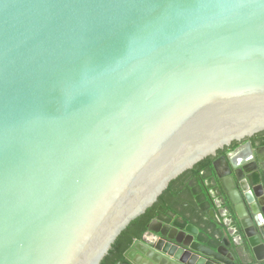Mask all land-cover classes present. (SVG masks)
I'll list each match as a JSON object with an SVG mask.
<instances>
[{
  "label": "water",
  "instance_id": "obj_1",
  "mask_svg": "<svg viewBox=\"0 0 264 264\" xmlns=\"http://www.w3.org/2000/svg\"><path fill=\"white\" fill-rule=\"evenodd\" d=\"M261 133L264 0H0V264H102L210 157L232 240L154 219L124 258L263 264Z\"/></svg>",
  "mask_w": 264,
  "mask_h": 264
},
{
  "label": "trees",
  "instance_id": "obj_2",
  "mask_svg": "<svg viewBox=\"0 0 264 264\" xmlns=\"http://www.w3.org/2000/svg\"><path fill=\"white\" fill-rule=\"evenodd\" d=\"M257 136L261 137L260 142L264 144V133ZM213 160V157L205 159L172 181L158 202L120 235L102 264H125L124 253L136 239L143 237L154 219L178 227L189 222H203L211 203L204 195L201 179L212 176Z\"/></svg>",
  "mask_w": 264,
  "mask_h": 264
},
{
  "label": "crops",
  "instance_id": "obj_3",
  "mask_svg": "<svg viewBox=\"0 0 264 264\" xmlns=\"http://www.w3.org/2000/svg\"><path fill=\"white\" fill-rule=\"evenodd\" d=\"M202 188L204 190V195L211 203L210 196H212L213 194L211 195L210 193H208L206 188L203 186V184H202ZM220 211L221 209L219 207H216L213 205V203H211L209 204V208L206 211V216L203 222L199 221L198 223H193V222H189V223H192L194 226H196L200 230V232L209 240H214L216 236H222L227 241H231L232 237L227 231L225 224L226 221L220 217ZM213 218H215L217 222H215ZM219 223H221L222 226L219 225ZM125 264H128L126 260H125ZM237 264H262V263H257L253 257H250L249 259L243 262H237Z\"/></svg>",
  "mask_w": 264,
  "mask_h": 264
},
{
  "label": "flooded vegetation",
  "instance_id": "obj_4",
  "mask_svg": "<svg viewBox=\"0 0 264 264\" xmlns=\"http://www.w3.org/2000/svg\"><path fill=\"white\" fill-rule=\"evenodd\" d=\"M261 139V137H259V136H255V137H253L252 139H247L246 141H244L243 143H246V142H248V141H251L252 142V144H254V146H264V144H262L260 141ZM242 143H235V144H233L232 145V149H236L238 146H240ZM226 152V151H225ZM225 152L224 151H220L219 153H218V157H220V156H222V155H224L225 154ZM217 157V158H218ZM262 157H264V154H262ZM216 158H214V160H215ZM252 159V158H251ZM213 160V161H214ZM251 167H253V168H255V163L252 161L251 162ZM203 175H204V173H203ZM201 181H202V184H203V186L206 188V190H207V192L208 193H210L212 196H210L211 198H210V201H211V203H212V201H215V205L214 206H216V207H219L220 209H221V211H220V217L221 218H223L225 221H226V219L228 218V216H230L231 217V213L230 212H226V208L222 205V203H223V199H222V195L221 194H219V191L217 190V188H216V186L215 185H217V183L215 182V180L213 179V177L211 176V177H209V178H205V179H201ZM232 218V217H231ZM231 218H228L227 220H230L231 221Z\"/></svg>",
  "mask_w": 264,
  "mask_h": 264
}]
</instances>
